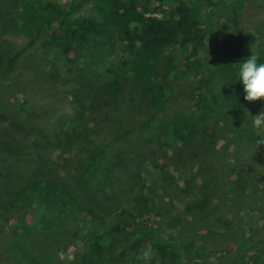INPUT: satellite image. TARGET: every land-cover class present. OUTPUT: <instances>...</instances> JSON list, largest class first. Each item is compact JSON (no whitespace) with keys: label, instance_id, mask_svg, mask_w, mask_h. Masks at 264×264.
Masks as SVG:
<instances>
[{"label":"trees","instance_id":"1","mask_svg":"<svg viewBox=\"0 0 264 264\" xmlns=\"http://www.w3.org/2000/svg\"><path fill=\"white\" fill-rule=\"evenodd\" d=\"M247 1L70 0L66 6L57 0H0V30L4 24L8 28L16 24L26 29L18 33L30 38L7 59L0 54L1 76L36 41L39 44L33 54L42 49L70 48L73 63L86 59L82 64L102 66L100 87L118 104H106L102 110L101 117L113 121L109 127H101L103 136L92 140L91 129L80 132L76 126H69L71 133L62 141V135L55 137L58 145L91 150L77 174L69 179L47 178L40 172L10 195L4 218L13 222L5 224L1 233L4 247L12 251L4 257L0 253V264H43L34 256L35 247L43 244L47 251L50 244L46 242L54 239L57 253L61 238L82 249L75 255L77 264H192L206 262L222 251L225 256L221 264H264V175L260 181L256 178L263 192L246 194L257 202L247 207L240 195L241 203L229 224L222 220L219 197L214 193L220 182L204 183L198 198L186 203L172 191L170 178L159 164V159L165 163L167 151L172 157L179 151L180 159L170 165L188 179L193 168L203 162L198 148L205 150L210 139L223 141L219 152L213 154L220 170L227 169L228 153L241 150L247 138L254 142L259 138L264 146V128L255 134L247 123L246 106L259 100L245 101L235 78L237 63L248 55L256 53L264 62V24L251 20L264 9L259 3L253 4L256 15L250 17L253 14L245 8ZM211 33L219 39L216 45ZM55 69L52 66L51 73H28L26 77L39 82L38 86H24L18 75L13 90L54 87ZM162 77L186 84L171 91L160 81ZM26 104L23 101V106ZM260 106L264 108V104ZM221 125L227 131L224 127L221 130ZM129 137L135 138L139 153L122 148L120 142ZM191 146L196 153H189ZM7 149L4 146L2 151L7 153ZM184 151H188L185 156ZM156 152L160 158L151 160L148 155ZM33 158L26 153L9 161L23 159L20 165ZM180 162L187 163V169ZM114 169L121 170L124 177H138L126 179L134 180L135 187L122 184V178L115 184ZM171 182L174 184L175 178ZM229 187L237 191L235 182ZM100 191L102 198L78 197L79 193L95 195ZM141 192L146 199L140 197ZM177 203H182L188 217L200 219L184 231L180 229L184 225L178 220ZM168 209L171 214L177 212L173 216L175 234L150 232L155 219L169 216ZM22 213L31 219L22 223ZM110 217L112 221H108ZM145 250L150 253L147 262L141 259ZM54 262L62 263L57 256Z\"/></svg>","mask_w":264,"mask_h":264},{"label":"rangeland","instance_id":"2","mask_svg":"<svg viewBox=\"0 0 264 264\" xmlns=\"http://www.w3.org/2000/svg\"><path fill=\"white\" fill-rule=\"evenodd\" d=\"M57 1L67 6L70 0ZM151 1L155 2L156 0ZM258 3L261 4V8L264 9V0L247 1L245 8L249 10V13L252 12L253 14L250 17L256 15L252 5ZM216 15H218V12L214 13L212 16ZM247 20L249 21V18ZM251 20L264 24V13L253 17ZM24 30L26 29L16 24H14V27L9 28L4 24V30H0V37L2 36L0 40V54L4 56V59L11 56L16 48H21L20 46L28 44L30 38L22 33H18L19 31L25 32ZM42 35L43 37H48L47 35L49 34L43 33ZM209 36L213 39V42L215 41L214 45L219 43V39H216L213 33ZM38 44L39 41H36L35 45L28 47L21 55L20 59L15 61L11 70L3 76L0 75V113L2 112L3 114H0L3 116H0V253L3 257L5 253L9 254L12 251V248L8 247L7 249V247H4V237L1 233V231L4 230L5 224H12L13 222L11 219L8 220L4 218V213L8 212L6 204L7 201L11 199L10 195L16 189L34 180L40 172L43 174L42 176L47 178H71L77 174L80 164L87 157L89 151H91L85 147H72L69 144H67V146L63 144L58 145L55 142V137L57 135H62L59 136V139L62 141L64 135L71 133L68 132V127L76 126L80 132L86 128L91 129L93 133L90 135V139L93 140L96 136H98V138L103 136V133L100 131L101 127H109L111 122H113L104 120L101 117L103 115L102 110H105L104 106H106V104L111 105L116 103L113 100L114 96L112 97L110 92L103 91L100 87V80L103 78L104 72L102 66H91L89 63L82 64L83 62H87L86 59L80 64L77 61L73 63L74 60L71 61L73 53L70 48L67 50H62L60 48L42 49L33 54L32 52H34ZM29 53L30 55H27ZM52 66L56 67L53 74L57 73L55 76L52 74L54 77V81L52 82L57 89L56 92H54V87L50 85V88H46L45 86L34 87L38 86L39 82L30 80V78L26 77L27 74L32 73L33 70L36 72L51 73ZM71 67L73 70L67 73ZM18 75L19 79L22 78L21 83L24 84V86L28 84L34 86H26L25 88L23 86L24 89L22 88L21 91H14L13 80ZM160 81L171 91H175L180 86L186 84V81L177 82L164 77H162ZM51 93L54 94V97L53 95L49 97ZM22 100L25 101V104L27 103L26 106H23ZM260 104L259 101L247 105L246 109L249 115H255L260 112ZM168 114L169 113H165V115ZM250 122L251 117L248 116L247 123L249 126ZM223 127L227 131L225 125H221L219 128L223 130ZM262 129L263 128H251L255 134L261 132ZM216 132L222 134L218 129ZM115 133H117V131ZM222 142V140L210 139L207 142L205 150L198 148V152L200 151L203 155V162L198 163L193 168L192 174L190 175L191 177L188 179H183L178 168L174 167V165H170L176 163L175 159H180L179 151H176L177 154L173 155V157L170 153L171 151H167V158L165 157V159H163L165 163H162L161 159H159V164L163 166V169L166 170V175L170 178V188L172 191L179 197H184L187 201L186 203H188L190 199L194 200L198 198V194L204 183L211 181L220 182L221 186L216 189L214 193L219 197V211L221 210L222 220L230 224L231 221H234V219H232L233 213L236 207L241 203V196L244 200V204L248 207L250 205L252 206L255 204L254 202L257 201L247 197V192H253L258 195L263 192V187L256 185V183H259L256 178L259 180V177L264 175V146L261 145V143L257 144L247 138L241 150L228 153L229 155L226 159L227 169L220 170L215 165L216 158L213 154L217 150L219 152ZM250 142L252 143L250 144ZM120 143L122 144V148H126V150L136 149L139 153V145H137L135 138L129 137ZM179 143H177L178 146H181ZM4 146L8 148L7 153L2 151ZM192 149L193 146L189 149V153L195 152ZM147 151L149 150L147 149ZM26 153L34 158L29 162L24 161L20 165L18 164L23 159L9 161L11 157ZM182 154L185 156L188 154V151H184ZM177 155L178 157H176ZM148 156H150L151 160L160 158L158 152H156V154L150 153ZM49 162H51L52 165V168L49 167L50 170L48 169ZM179 164H181V167L184 169H187L189 166L187 163L180 162ZM112 174L113 177L116 178L115 184H118L117 180L122 178V184L135 187L134 180L130 182L126 181V179H137L138 177L135 178L134 174H129V177H124L119 169H114ZM170 174L173 177H170ZM171 178H175L176 182L174 184L171 182ZM224 180L227 182H224ZM234 182L237 191H232L229 187V184L231 183L234 185ZM140 184H142V182H140ZM113 188H115L117 192V185H114ZM134 191L137 192V188ZM181 191L185 192L181 193ZM140 194V197L146 199L144 193L141 192ZM81 196H86L90 199H98L103 197V193L102 191L95 195L94 193L88 192L79 193L78 197ZM78 199L81 202V199ZM123 200L124 203L127 202V199L124 198ZM181 204L182 203H177L179 208L176 209L178 210L177 212L180 213L178 220L184 225L183 228L181 227L180 229L184 231L186 226L190 227L191 224L197 223L200 219L188 217L183 209L185 207ZM177 212L171 214L168 209L169 216L167 218L163 217L157 218L155 221L153 220L155 225L148 230L152 233L163 234L165 236L174 235L177 228L173 226L175 222L173 216ZM246 213L242 215H246ZM20 219L22 223H25L29 221L31 217L22 213ZM112 219L113 218L110 217L108 221H112ZM212 220V218L209 219V221ZM29 242L33 244L35 241L30 239ZM46 244H50L47 251L43 244L35 247L36 255L34 256L39 262L43 264H56L55 262L53 263V260L55 256H57V259L62 262L61 264L78 263V259L75 260V255L81 253L82 249L79 246H74L70 239L61 238L57 241V253L54 239L49 240ZM45 251L47 253H45ZM222 252L212 255L206 262L198 261L192 264H221L223 262L222 255H224V252Z\"/></svg>","mask_w":264,"mask_h":264},{"label":"clouds","instance_id":"3","mask_svg":"<svg viewBox=\"0 0 264 264\" xmlns=\"http://www.w3.org/2000/svg\"><path fill=\"white\" fill-rule=\"evenodd\" d=\"M235 78L242 86L245 101L259 100L264 104V62H260L258 54L252 53L237 63ZM249 116L251 117L250 128H264V108L257 114ZM256 142L260 144L262 141L258 138ZM141 259L147 262L150 259V253L145 250L141 254Z\"/></svg>","mask_w":264,"mask_h":264}]
</instances>
